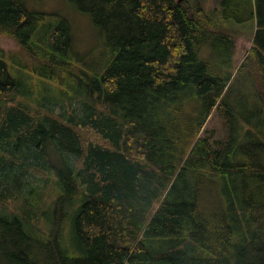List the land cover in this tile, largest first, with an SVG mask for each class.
<instances>
[{
	"label": "trees",
	"instance_id": "16d2710c",
	"mask_svg": "<svg viewBox=\"0 0 264 264\" xmlns=\"http://www.w3.org/2000/svg\"><path fill=\"white\" fill-rule=\"evenodd\" d=\"M71 1L116 47L103 69L76 60L68 19L41 32L24 0H0L18 46H0V264H264V0ZM218 9L255 23L237 68Z\"/></svg>",
	"mask_w": 264,
	"mask_h": 264
},
{
	"label": "rangeland",
	"instance_id": "374dc122",
	"mask_svg": "<svg viewBox=\"0 0 264 264\" xmlns=\"http://www.w3.org/2000/svg\"><path fill=\"white\" fill-rule=\"evenodd\" d=\"M24 1L28 9L34 12L36 16L34 22L41 32L50 29L61 19L66 18L70 21L74 34V49L72 48V50L74 51L76 60L81 63L83 68L95 72L99 69H103L111 62L116 53V47L110 45L107 41L106 35L93 24L90 14L81 12L74 2L71 0ZM197 1H200L205 6L206 10L214 12L215 8L218 7L219 0H188V3L195 5ZM215 13L217 21L220 22L221 25L230 28L229 31L232 33L234 39V44L232 47L233 67L237 68L242 64L246 56L249 54V51L253 45L252 42L255 33V23L253 21L239 23L233 20V18L226 19L223 17L221 9L216 10ZM0 46L4 47L8 51H17L18 49V46L15 44L14 40L6 37L0 38ZM16 67L20 68V66ZM252 80L253 78H251L249 66H246L241 72H234L233 78L230 82V86H232L233 90V96H230V100L233 101V105H235L236 108L252 109V102L243 104L241 101H239L242 93L246 91L248 82H251ZM44 85H48L49 89L48 91L45 89L43 95H54V97L46 99V104L51 106L56 112H61L63 110V100L61 98L64 97L62 94H60L61 91L57 82H48L44 83ZM256 85L257 82L254 79L252 84H250L248 87V91H252ZM51 88H53L54 91L51 90ZM56 96L60 99H57ZM30 101L35 102L33 99H30ZM81 103L82 100H72L73 106L77 109L80 107ZM205 127L207 129H215L218 135H222V125L219 113L216 110H214L209 116ZM245 127L247 128L249 126L245 125ZM249 128H251V125ZM66 222L68 224H72V219L67 217ZM64 237L66 238L65 242L68 244L64 245L62 239L60 238L61 244L68 246L70 250H74L78 255H82V252L75 247V244H72L74 242V238L71 233L69 232ZM32 241L36 242L33 239ZM39 242L40 249L51 247V242H45L42 239Z\"/></svg>",
	"mask_w": 264,
	"mask_h": 264
}]
</instances>
